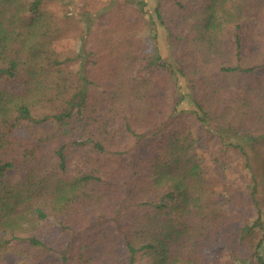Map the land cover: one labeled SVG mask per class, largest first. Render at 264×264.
Masks as SVG:
<instances>
[{
  "label": "trees",
  "instance_id": "1",
  "mask_svg": "<svg viewBox=\"0 0 264 264\" xmlns=\"http://www.w3.org/2000/svg\"><path fill=\"white\" fill-rule=\"evenodd\" d=\"M61 1L0 0V264H264V0Z\"/></svg>",
  "mask_w": 264,
  "mask_h": 264
},
{
  "label": "rangeland",
  "instance_id": "2",
  "mask_svg": "<svg viewBox=\"0 0 264 264\" xmlns=\"http://www.w3.org/2000/svg\"><path fill=\"white\" fill-rule=\"evenodd\" d=\"M124 2H128V3H133V0H121ZM151 6L153 5V0H147ZM49 8L55 12H60L61 10L65 9V11L67 12V14L74 20L73 21V30L71 31V35L69 36V39H67L65 42H63V44H59L58 45V49L59 50H64L66 48H78L79 46V38L84 36L85 34V28L83 27V25L79 22L80 16L78 13V9L75 5H73L72 3L69 2H62L61 0H49V4H48ZM157 34H158V39H159V43L158 46L160 47V53H162L163 56L167 57L169 55V48L167 46V43L165 41V30L162 27H158L157 29ZM152 36H153V31L150 30L148 31L147 37H146V44L148 47V50L150 52H155V43L152 40ZM236 153V152H235ZM239 161L240 163L243 165L245 163L243 157L240 155L239 156ZM251 167L252 170L247 172L246 176V182L249 183L250 182V174H252V172H254V174H256V176L258 177V180L260 182H262L260 176H261V167L260 165L257 163V161L254 160V158H251ZM257 197L259 199V201L261 202V209L264 213V198H263V192H262V187L258 188V193H257ZM251 216H253L254 214H256V210L253 209V212L250 213ZM220 252H221V248L220 245L218 243V241L213 244L212 246H210V253H212L214 255V264H220V262H222L223 260L220 257ZM17 258L15 257V255L13 253H7L3 256V263L4 264H15L17 262Z\"/></svg>",
  "mask_w": 264,
  "mask_h": 264
}]
</instances>
